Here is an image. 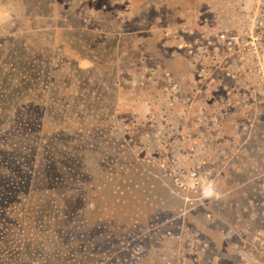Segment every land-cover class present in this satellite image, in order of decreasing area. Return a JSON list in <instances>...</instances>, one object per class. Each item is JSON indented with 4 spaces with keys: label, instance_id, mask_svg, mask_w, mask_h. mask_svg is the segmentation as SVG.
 <instances>
[{
    "label": "rangeland",
    "instance_id": "1",
    "mask_svg": "<svg viewBox=\"0 0 264 264\" xmlns=\"http://www.w3.org/2000/svg\"><path fill=\"white\" fill-rule=\"evenodd\" d=\"M128 2L146 24L149 0H0V264L175 262L181 204L103 136Z\"/></svg>",
    "mask_w": 264,
    "mask_h": 264
},
{
    "label": "flooded vegetation",
    "instance_id": "2",
    "mask_svg": "<svg viewBox=\"0 0 264 264\" xmlns=\"http://www.w3.org/2000/svg\"><path fill=\"white\" fill-rule=\"evenodd\" d=\"M153 1L120 14L103 136L181 204L174 264H264V0Z\"/></svg>",
    "mask_w": 264,
    "mask_h": 264
},
{
    "label": "trees",
    "instance_id": "3",
    "mask_svg": "<svg viewBox=\"0 0 264 264\" xmlns=\"http://www.w3.org/2000/svg\"><path fill=\"white\" fill-rule=\"evenodd\" d=\"M11 216H12V214L9 215V218ZM19 226L20 225L16 224V222L15 223L12 222L10 226H7L5 228L4 222L0 221V228H5L6 229L5 231L7 232V236H11V242H12V244H15V245H16L15 241L20 238V233H22V228L19 227ZM23 235H22V239H23ZM4 245H6V243Z\"/></svg>",
    "mask_w": 264,
    "mask_h": 264
},
{
    "label": "crops",
    "instance_id": "4",
    "mask_svg": "<svg viewBox=\"0 0 264 264\" xmlns=\"http://www.w3.org/2000/svg\"><path fill=\"white\" fill-rule=\"evenodd\" d=\"M92 62H93V60H92ZM89 66H94V64H92V65H89Z\"/></svg>",
    "mask_w": 264,
    "mask_h": 264
}]
</instances>
